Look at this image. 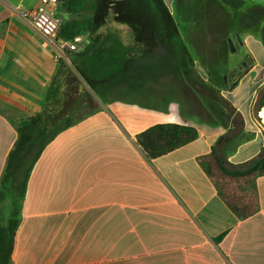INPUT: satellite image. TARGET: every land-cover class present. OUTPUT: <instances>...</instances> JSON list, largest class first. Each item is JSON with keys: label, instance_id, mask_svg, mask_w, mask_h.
<instances>
[{"label": "crops", "instance_id": "obj_1", "mask_svg": "<svg viewBox=\"0 0 264 264\" xmlns=\"http://www.w3.org/2000/svg\"><path fill=\"white\" fill-rule=\"evenodd\" d=\"M40 1L0 0V187L16 127L42 112L62 62L98 110L59 134L36 163L12 264H264V176L256 180L260 210L240 219L198 163L216 148L230 169L245 168L264 157V130L248 123L253 136L226 149L224 127L201 120V111L191 118L161 91L154 96L149 84L133 82L139 76L133 67L91 86L66 56L70 43L45 36L24 17ZM175 1L163 0L171 14ZM178 1L181 38L198 45L219 32L216 49L232 39L250 58L229 93L247 116L252 97L264 89V0H211L201 10L193 0ZM80 38L83 49L89 39ZM163 124L193 126L200 137L152 159L137 137Z\"/></svg>", "mask_w": 264, "mask_h": 264}, {"label": "trees", "instance_id": "obj_2", "mask_svg": "<svg viewBox=\"0 0 264 264\" xmlns=\"http://www.w3.org/2000/svg\"><path fill=\"white\" fill-rule=\"evenodd\" d=\"M58 6L57 16L63 21L59 38L71 42L88 36L89 43L83 49L68 53L67 58L91 86L93 82H106L129 71L145 50L151 45L158 46L156 27L174 25L163 0H64ZM149 20H155L152 23L155 28L148 27ZM76 75L62 62L42 112L16 127L18 138L9 154L0 187V207L5 206L8 211L0 224V264H12L22 204L42 153L59 134L98 110L93 95ZM263 106L264 97L260 108ZM237 116L242 120L241 113ZM239 136L240 132L225 135L222 141L226 149ZM199 137V131L193 126L163 124L146 130L137 139L147 155L156 159ZM224 157L223 152L214 148L209 155L199 157L198 163L228 207L240 219H247L260 210L256 180L264 176V157L234 170L228 167Z\"/></svg>", "mask_w": 264, "mask_h": 264}, {"label": "rangeland", "instance_id": "obj_3", "mask_svg": "<svg viewBox=\"0 0 264 264\" xmlns=\"http://www.w3.org/2000/svg\"><path fill=\"white\" fill-rule=\"evenodd\" d=\"M192 2L191 4L196 2L199 4V10L204 7L209 8L211 5V0H193ZM173 4L171 12L174 25L159 24L156 27L159 34L155 37V39L159 37L158 46L151 45V48L145 50L141 57L134 60L129 70L133 67L139 76L133 82L138 83L139 86L149 84V92L154 96H158L161 91L163 96L171 102H177L180 109L188 116L197 114L196 111L203 112L201 120L214 126L224 127L225 135L240 132L234 144L229 145L230 149H234L236 145L253 136L246 131L248 123L260 128L256 119L264 89L257 90L259 85L256 87L257 92L249 103L247 116L241 114L242 120L239 119L237 116L239 112L230 101L229 93L236 86L237 78L239 79L246 72L245 64H251L250 58L241 46L232 40L235 47L233 52L229 44L230 39L228 43L223 41V46L216 49L218 39L223 35L219 32L212 33L213 37L207 42H199L198 45L191 41V37L181 38L176 26L185 23L180 16V2L176 0ZM151 12L155 14L153 10ZM149 23L151 26L148 27L155 28L152 26V23H156L155 20H149ZM210 26L214 30L217 28L208 21V27ZM199 35L203 39L206 32H200ZM205 57L208 60H204ZM251 87V85H245L246 98L251 96ZM87 90L89 91L88 88ZM7 212L5 206L0 207V224H2L1 218L8 215Z\"/></svg>", "mask_w": 264, "mask_h": 264}, {"label": "built area", "instance_id": "obj_4", "mask_svg": "<svg viewBox=\"0 0 264 264\" xmlns=\"http://www.w3.org/2000/svg\"><path fill=\"white\" fill-rule=\"evenodd\" d=\"M62 1L64 0H41L37 7L24 12V17L45 36L57 38L60 35L63 21L54 13V10ZM69 43L71 51H78L82 39L78 37Z\"/></svg>", "mask_w": 264, "mask_h": 264}, {"label": "water", "instance_id": "obj_5", "mask_svg": "<svg viewBox=\"0 0 264 264\" xmlns=\"http://www.w3.org/2000/svg\"><path fill=\"white\" fill-rule=\"evenodd\" d=\"M229 44L231 45V48L233 49V52H235V47L232 39L229 40ZM256 122L258 126L264 130V106L261 107L258 111Z\"/></svg>", "mask_w": 264, "mask_h": 264}]
</instances>
